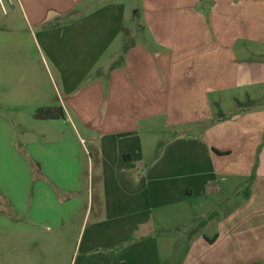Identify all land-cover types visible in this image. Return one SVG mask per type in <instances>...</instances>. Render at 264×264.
I'll return each mask as SVG.
<instances>
[{
	"label": "crops",
	"instance_id": "obj_1",
	"mask_svg": "<svg viewBox=\"0 0 264 264\" xmlns=\"http://www.w3.org/2000/svg\"><path fill=\"white\" fill-rule=\"evenodd\" d=\"M142 2L136 38L125 0H18L56 94L37 107L73 132L33 141L2 118L0 218H80L70 264H168L199 217L179 264L264 263V112H212L264 82V0Z\"/></svg>",
	"mask_w": 264,
	"mask_h": 264
},
{
	"label": "rangeland",
	"instance_id": "obj_2",
	"mask_svg": "<svg viewBox=\"0 0 264 264\" xmlns=\"http://www.w3.org/2000/svg\"><path fill=\"white\" fill-rule=\"evenodd\" d=\"M101 1L104 3L109 0ZM125 1L135 6L129 7L127 22L138 25L136 38H139L144 31L139 28L140 24L144 23L143 2L142 0ZM136 8H138L137 15L134 13ZM32 30L33 27L18 0H0V123L2 127H6L2 121L5 119L17 135L25 134L30 140L40 141L54 137L56 131L60 133L62 128L67 133L73 130L69 124H64L61 120H42L33 116L38 109L37 106L55 105L57 101L53 81L37 51ZM248 90L250 92L244 91V102H226L222 107L213 103L214 118H231L236 114H230L232 111L242 110L240 107L242 103H244V115L254 112H260L263 115L264 82L248 87ZM250 145L251 141H244V153L247 147L251 150ZM260 147L261 145L258 148ZM255 162H257L256 158ZM253 169L256 167L254 166ZM253 175L255 177L254 171L250 175L244 173V177L238 180L242 179L251 183V180L255 179ZM243 190L245 191V182ZM52 208H54L53 205H51V214ZM189 215L191 214H188L187 218ZM205 222L204 218L198 217V220L194 222L196 225L187 222L182 225L183 229L179 230L178 234V243L173 245V250L162 248L166 263L179 264L186 258L187 235L194 228L201 229ZM80 227L81 219L78 218L57 226L53 225L50 230L18 232L6 219L0 218V264H70ZM216 254L218 261L228 255L224 246H221Z\"/></svg>",
	"mask_w": 264,
	"mask_h": 264
},
{
	"label": "trees",
	"instance_id": "obj_3",
	"mask_svg": "<svg viewBox=\"0 0 264 264\" xmlns=\"http://www.w3.org/2000/svg\"><path fill=\"white\" fill-rule=\"evenodd\" d=\"M34 118L48 120L59 119L65 116L64 110L61 106H42L39 107L33 114Z\"/></svg>",
	"mask_w": 264,
	"mask_h": 264
}]
</instances>
